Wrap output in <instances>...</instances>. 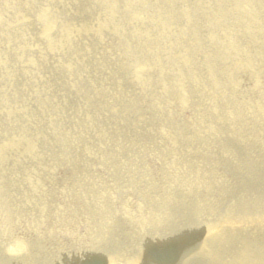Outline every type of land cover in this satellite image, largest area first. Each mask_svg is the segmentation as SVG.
<instances>
[{"label": "bare ground", "instance_id": "obj_1", "mask_svg": "<svg viewBox=\"0 0 264 264\" xmlns=\"http://www.w3.org/2000/svg\"><path fill=\"white\" fill-rule=\"evenodd\" d=\"M243 220L264 221V0H0V264H140ZM239 253L214 264H264Z\"/></svg>", "mask_w": 264, "mask_h": 264}, {"label": "rangeland", "instance_id": "obj_2", "mask_svg": "<svg viewBox=\"0 0 264 264\" xmlns=\"http://www.w3.org/2000/svg\"><path fill=\"white\" fill-rule=\"evenodd\" d=\"M217 216L218 213L212 212L206 216V219L215 222ZM243 222L246 224L233 228L224 227L218 234L206 239L201 237L200 239H196L197 236L191 237L189 234H186L188 236L183 235L186 240L182 244V247L178 246L177 249L173 247L168 252H161L164 256L159 257H154L146 252L140 264H214L215 258L228 259L235 250L241 252L239 254L244 258V262L246 258L251 255L257 258L262 257L264 254V221L243 220ZM232 236L235 237L233 241H231ZM193 240H195V242H193ZM202 245H206V249H203ZM61 252L66 253V250L61 249ZM141 254L142 253H138V251L132 250L128 253L118 252L114 261L119 264L135 262L138 260V256H142ZM167 254L169 256H166ZM72 256L76 257L75 254H70L64 258H59L55 263L52 262L47 264H70L72 261H70L68 257L73 259ZM80 262L78 264H80ZM19 264L28 263L22 261ZM258 264H260V262Z\"/></svg>", "mask_w": 264, "mask_h": 264}, {"label": "clouds", "instance_id": "obj_3", "mask_svg": "<svg viewBox=\"0 0 264 264\" xmlns=\"http://www.w3.org/2000/svg\"><path fill=\"white\" fill-rule=\"evenodd\" d=\"M28 250L27 248V244L23 241H17L15 243V245L13 246H10L8 249H7V252L10 256H16V255H19V254H23V253H26Z\"/></svg>", "mask_w": 264, "mask_h": 264}]
</instances>
